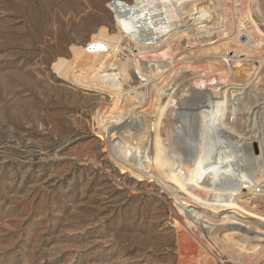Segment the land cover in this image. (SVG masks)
Returning <instances> with one entry per match:
<instances>
[{
  "label": "rangeland",
  "instance_id": "1",
  "mask_svg": "<svg viewBox=\"0 0 264 264\" xmlns=\"http://www.w3.org/2000/svg\"><path fill=\"white\" fill-rule=\"evenodd\" d=\"M113 1L0 0V264H236L231 258L216 260L215 242L199 229L200 220L198 227L187 223V211L204 206L177 193L187 205L182 212L173 191L159 180L141 179L121 168V154L116 150L120 137L110 139L95 120L97 111L111 104V96L76 86L54 70L60 58L71 57L74 47L86 48L102 26L111 35L118 33ZM120 1L135 4L134 0ZM242 2L246 6L248 0ZM260 4L264 11V0ZM255 5L256 0H251L254 17L264 27ZM187 21L186 25L179 23L180 30L192 23ZM172 32L167 28L155 41ZM193 41L185 50L171 37L169 45L162 47L159 42L160 49L136 58L148 65L150 60L172 63L188 57L184 73L180 71L189 81L188 93L179 89L178 100H184L186 107L190 101L205 99L217 107L216 97L226 87H240L243 82L217 75L196 76L192 66L205 62L194 61V52H188ZM132 51L123 46L119 57L126 58ZM253 66L245 60L239 69L251 78L255 76ZM137 79L133 76L131 82ZM175 79L170 78L168 85ZM139 88L145 89L143 85ZM176 103L170 98L167 109L169 115L173 110L167 127L175 130L181 123L173 121L182 113L174 110ZM237 120V115H231L229 121L234 125L231 122L230 126H238ZM229 121L222 127L229 126ZM129 122L141 125L137 117ZM217 126L203 140L208 148L224 146L231 137L230 127ZM244 193V200L250 198ZM221 198L222 203L213 204L216 215L233 216L234 197L228 193ZM249 202L253 215L263 217L264 203ZM231 226L256 240V233L244 231L246 225L238 219ZM219 238L228 243L222 235ZM241 252L250 255L261 249L243 248Z\"/></svg>",
  "mask_w": 264,
  "mask_h": 264
},
{
  "label": "bare ground",
  "instance_id": "2",
  "mask_svg": "<svg viewBox=\"0 0 264 264\" xmlns=\"http://www.w3.org/2000/svg\"><path fill=\"white\" fill-rule=\"evenodd\" d=\"M134 2L133 5L120 0L111 2L118 33L111 35L102 26L86 48L74 47L71 57L60 58L54 70L76 86L111 96V104L100 108L95 120L99 130L108 133L110 139L120 137L116 150L121 154V168L132 171L141 179L150 176L159 180L166 189L173 191L182 212L187 205L177 193L190 196L204 206L187 211V223L198 227L197 222L201 221L199 229L215 242L212 244L218 254H210L216 256V260L231 258L236 264H261L264 261V215L261 218L254 216L249 201L252 199L254 205L264 203V27L254 17L251 0L246 6L242 0ZM260 2L256 0L255 9L261 14L264 25ZM187 20L192 23L180 30L179 23L186 25ZM167 28L173 32L156 42V36L166 33ZM171 37H175L185 50L188 43L195 40L188 52H194V61L205 62L203 66H192L196 76L217 75L243 83L240 87H226L216 97L217 107L205 99L201 103L190 101L185 107L184 100H178L177 92L181 89L184 94L188 93L189 81L186 82V76L182 75L188 57L181 60L176 57L172 63L159 61L158 64L150 60L148 65L140 64L136 58L141 53L160 49L159 42L163 43L162 47L169 45ZM123 46L134 50L126 58L119 57ZM168 54L175 57L172 52ZM245 60L254 64L252 80L239 69ZM131 75L139 78L134 84ZM172 77L177 79L167 87ZM137 85H143L145 89H136ZM170 98L177 102L178 109L174 110L182 111L180 118L173 121L174 124L181 123L176 130L174 126L167 127L173 111L170 115L167 111ZM231 115H237L238 126H233V121L230 126ZM134 117L140 119V126L130 124L129 120ZM226 121L230 122L226 127H230L227 132L231 137H227L224 146L208 148L209 145L203 143L205 138L209 139L208 132L214 126L222 127ZM188 128L190 132H187ZM204 131H207L206 136H203ZM197 146L203 147L197 149ZM135 150L139 151L138 155ZM142 153L144 162L140 157ZM244 191L251 195L250 198L244 200L247 195ZM228 193L234 197L235 211L245 217H239L235 211L233 216L216 215L213 204L222 203V195ZM235 219L246 225L244 231L253 230L256 240L247 232L239 231L240 227L231 226ZM176 224H179L178 220ZM221 235L228 243L219 238ZM259 246L260 253L243 255L241 252L243 248L255 250ZM224 253L229 257L223 256Z\"/></svg>",
  "mask_w": 264,
  "mask_h": 264
}]
</instances>
